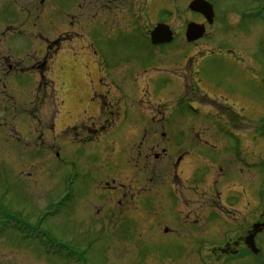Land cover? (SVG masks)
Here are the masks:
<instances>
[{
	"label": "rangeland",
	"instance_id": "374dc122",
	"mask_svg": "<svg viewBox=\"0 0 264 264\" xmlns=\"http://www.w3.org/2000/svg\"><path fill=\"white\" fill-rule=\"evenodd\" d=\"M189 1L166 0L168 8L158 17V9L152 5L135 23L131 18L127 24L120 21L115 36L111 26L103 23L97 0H34L33 7L30 0L8 2L7 11L25 8L29 12L14 26L20 31L0 43V52L15 49L14 57L24 68L41 62L47 43L56 36L48 23L41 31L39 16L54 23L65 17L69 35L43 72L53 82L54 98L44 96L52 102L27 105L40 80L38 68L21 73L11 83L0 79V90L5 91L0 96V264H120L121 250L132 260L135 248L139 255L154 254L163 264H215V238L194 223L190 203L178 205L177 198L167 196L174 202L172 206L150 207L156 213L152 216L155 223L166 220L172 233L156 236L145 228L140 217L146 209L140 202L144 198L141 195L138 200L134 184H128L132 171L126 161L132 156L133 167L137 149L132 147L129 153L115 143L132 137L135 131L129 121L136 119L137 108L148 107L154 113L161 102L175 109L179 93L173 91L169 96L170 75L174 74L169 66L183 53L179 44L185 42L183 22L189 17L183 9ZM205 1L213 8L216 28L200 42L215 47L204 54L197 68L204 90L212 96L221 88L227 95L241 92L259 100V112L239 130L212 119L200 123L204 117L199 107L193 112L181 105L176 121L182 113L183 118L198 121L196 130L200 132L207 134V127L217 132L215 125L218 132H245L258 140L259 151L247 150L238 170L247 201L254 196L259 202L257 212L264 218V0ZM175 5L182 13L174 12ZM154 21L170 23L177 34L172 44L151 45L146 36ZM125 28L133 29L130 34L121 33ZM194 102L204 103L203 99ZM90 118H95L96 129L90 135L96 140L85 142L82 135L89 127L85 124L91 126ZM82 123V130H73ZM247 144L251 146L249 140ZM180 172V181L190 180L187 167ZM163 175L169 182L174 180L172 173ZM214 175L208 172V182L217 180ZM235 177L231 173L216 184L222 197L224 186L231 187L229 182L239 179ZM111 180L122 183L123 188L113 192L105 188L112 186L105 183ZM173 190L178 195L183 191L180 187ZM197 201L202 204L205 200ZM218 224L222 229V221ZM262 251L264 254V232Z\"/></svg>",
	"mask_w": 264,
	"mask_h": 264
},
{
	"label": "flooded vegetation",
	"instance_id": "af4514ba",
	"mask_svg": "<svg viewBox=\"0 0 264 264\" xmlns=\"http://www.w3.org/2000/svg\"><path fill=\"white\" fill-rule=\"evenodd\" d=\"M11 1L15 0H0V43L6 37L20 31L14 26L22 22V15L24 13L29 12L25 8L23 11L21 8L19 10L16 9L14 12L7 11L8 2ZM191 1L184 5L183 11L189 16L186 18V22H183L184 26L186 28L189 23L203 25L205 34L197 41L186 42L184 28L182 29L185 45L181 43L179 44V48L183 50V53H180L177 59H172L174 65L169 66L171 70H174V74L170 75L173 83L172 88L167 89L168 93L170 92L169 96L173 94V91L179 93L175 109H170L172 105L161 102L157 104V110L154 113L149 112L151 110L148 107L137 108L136 119L129 121L134 126L135 131L132 137L129 139V136H126L120 142L116 138L115 143L117 141L118 143L116 144H119L123 148L126 147L129 153L132 147L137 149L136 159H133V162H135L132 164L133 167L130 164L132 156H130L129 161H126V164L130 166V170L132 171V178L128 184H134V191L139 195H137L138 200L141 195L144 198L140 202L146 209L140 217L149 232H154L153 234L156 236L162 235V232L166 235L172 233V230L165 225L166 220L155 223V219L152 216L156 215V213L150 212V207L156 209L172 206L174 202H169L168 198L174 197L178 199V205L190 203L194 207L192 212L196 218L194 223H199L202 230L208 229L210 231L209 235L212 234L211 237L215 238L216 243L213 245L215 248L212 251L215 264H239L238 262L240 261L245 262L241 264H247L246 261H249L248 264H264V254L262 251L264 218L262 214H258L257 212L259 206L258 200L252 196V203L247 201L245 187L240 181L241 171L238 170L243 164L244 154L247 150L255 148L254 152L259 151L256 143L258 140L245 132L242 134L226 133L225 130L218 132L219 130L215 125L214 128L217 132L211 127L206 128L207 134L204 131L200 132V129L196 130L198 121L185 119L182 113H180L176 121L179 108L181 105H185L187 109L193 112H196L197 107L200 108L199 111L204 117L203 119H199L200 123H207L209 119H212L218 125H224L226 128L232 126V129L239 130V126L241 127L249 122L250 120L247 119H250V117L256 118L259 112V100L247 98L241 92H232L227 95L221 88L216 96H212L209 91L204 90V84L202 78L198 75L197 68L204 54L213 51L215 47H206L200 42L207 34L210 37L215 33V14L213 11L212 24L207 25L201 14L188 10V5ZM30 2L29 6L33 7L32 3H34V0H30ZM161 2L165 4H161ZM95 5L98 6L97 10L102 14L103 23L110 25L111 29L114 30L112 32L114 36L119 33L117 29L120 21L127 24L131 18L135 23L140 14H148L150 9L148 7L152 5L155 9H158L156 10L158 12L157 17L168 8L166 0H97V4ZM64 7L63 9L67 10V7ZM174 8V12L177 13L182 10L177 5ZM192 16L195 19L191 18ZM39 17L40 19L37 21L40 23L41 31L44 30V25L48 23L51 25L48 29H54L56 33L53 41L47 43V50L41 62L36 63L32 68H24L23 62L19 58L14 57V54H16L15 49L3 48V52H0V79L5 81L8 79L11 83L12 79L15 80L21 73H26L36 68L40 70V80L36 89L31 92L30 100L27 104L29 107H33V105L39 102H42L41 104L46 103V101L52 102L51 98L55 96L52 89L53 82L46 79L43 72L47 61H50L54 55L58 54L61 44L67 40L69 35L67 28L68 21L65 17L56 23L46 19L44 16ZM160 23L168 25L173 37L171 43L158 46H169L174 42L177 34L170 23L154 21V23L151 22V26L154 28V26ZM126 26V28H130V25ZM132 27L134 26L132 25ZM126 28L121 33L130 34L133 28L130 31H127ZM147 39L149 40L148 37ZM162 90L165 91V89ZM4 92V90H0V96ZM209 94L211 95L210 98L208 97L210 96ZM44 96L47 98L50 96L51 98L46 100ZM94 99L95 95L92 96L91 101ZM198 99H203L204 103L200 102L196 104L194 100ZM173 113L175 117H173ZM98 114H101V112L99 111ZM90 119L92 121L89 120L90 122L88 123L91 126L85 124L89 127L85 129L82 135L86 137L85 142H94L96 140L95 137L92 138L90 135V131L92 129L95 131L96 129L93 122L95 118ZM174 125L175 127H173ZM83 128L84 125L82 123L80 126L73 127V130H82ZM99 128H101V125ZM8 134L16 135V133ZM248 140L251 142V146H248ZM111 143L112 140L107 144V147ZM110 150L112 152V148ZM204 151H212L213 154L207 155ZM181 167H187V170H190V180L186 178L187 180L180 181L178 174L183 171L180 172ZM209 171L214 172V176L217 179L216 181L214 179L212 183L207 180ZM166 172L172 173L174 179L173 181L171 180L172 182H169L166 176L163 175ZM135 173L143 177L138 179ZM199 173L202 174L198 176ZM231 173L236 174V177L238 176L239 179L229 182L231 183V187L227 188L224 186L223 190L225 193L222 197L221 191L216 190V184L224 180L226 176L231 175ZM157 174L159 178L155 180ZM114 181L105 182L112 184V186L106 185L105 188L112 190V192L123 188L122 183L117 184ZM178 187L183 190L180 195L173 190V188L178 189ZM201 199L205 201L199 204L197 200ZM229 200H232V202H228ZM248 210L249 212H247ZM219 221L223 223L222 229L218 227ZM227 226L229 228H226ZM216 230L217 233H215ZM209 235H201V237H210ZM193 236H197V234ZM135 249L132 260L127 254L124 256V251L121 250V254L119 255L120 264H163L156 260L154 254L139 255L137 252L139 248ZM1 264H6V262Z\"/></svg>",
	"mask_w": 264,
	"mask_h": 264
},
{
	"label": "water",
	"instance_id": "95a60500",
	"mask_svg": "<svg viewBox=\"0 0 264 264\" xmlns=\"http://www.w3.org/2000/svg\"><path fill=\"white\" fill-rule=\"evenodd\" d=\"M188 9L192 12L201 14L207 24H212L213 10L212 6L205 0H193L189 3ZM204 34V26L194 23L187 25L185 30V38L187 42H193L200 39ZM150 42L152 45H163L170 43L172 40V32L163 24H158L150 32Z\"/></svg>",
	"mask_w": 264,
	"mask_h": 264
}]
</instances>
